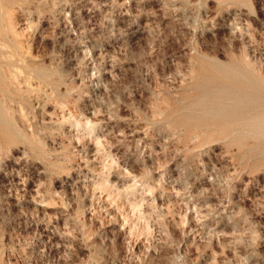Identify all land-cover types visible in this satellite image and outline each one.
<instances>
[{"label":"rangeland","instance_id":"374dc122","mask_svg":"<svg viewBox=\"0 0 264 264\" xmlns=\"http://www.w3.org/2000/svg\"><path fill=\"white\" fill-rule=\"evenodd\" d=\"M0 264H264V0H0Z\"/></svg>","mask_w":264,"mask_h":264}]
</instances>
